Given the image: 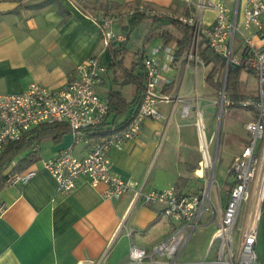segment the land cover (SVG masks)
I'll return each instance as SVG.
<instances>
[{
	"label": "crops",
	"instance_id": "1",
	"mask_svg": "<svg viewBox=\"0 0 264 264\" xmlns=\"http://www.w3.org/2000/svg\"><path fill=\"white\" fill-rule=\"evenodd\" d=\"M89 1L0 0V93H20L30 82L51 90L59 89L74 76L75 67L90 56H96L101 64L109 65L110 52L102 47L98 26L93 16L81 7V3L95 6ZM105 1H108V10L121 8L124 9L122 13L138 2L163 12L181 14L188 0ZM225 2L230 8L237 3L240 12L244 0H236L233 4ZM120 10L114 14L120 15ZM213 19L211 16L203 22L202 17V22L208 25ZM127 20L128 17H120L112 26L114 31L127 33L122 27ZM160 31L164 30L151 32ZM157 41L163 39L154 34L145 42L143 40L142 48L148 42ZM126 49L124 59L127 65L137 58L134 53L138 49L129 51L127 43ZM185 53L175 54L167 70L161 67L163 61L160 56L156 57V61L160 81L168 80L163 93L178 94L189 100L194 98L195 76L190 65L185 67ZM187 70L193 76L185 83ZM248 73L257 84L254 74ZM238 74L243 93L254 96L242 89L241 84L247 78L245 71L240 69ZM112 76L109 68L98 87L99 96L106 101L107 92L112 88L119 90L127 101L133 100L135 85L118 86L111 82ZM127 85H132L134 91L125 97L122 88ZM157 104L163 118L143 119L136 138L125 141L119 148L110 149L111 167L120 177L142 185L147 192L172 187L177 194L198 193L206 188L210 175L204 177L205 168L200 166L199 138L192 120L194 111L191 109L187 117H182L179 105ZM133 108L130 105L125 112L116 116L109 114L106 119L117 125L125 123L131 117ZM252 112L244 126L252 120ZM244 126L242 147L224 163L225 178L216 182L217 186L212 183L209 187L208 208L204 206L206 215L203 220L206 222H215L217 206L225 205V192L233 184L227 166L247 142L248 133ZM226 127L227 131L235 128L231 123ZM36 144V160L32 165L38 168L37 173L22 185L0 189V202L5 203V210L0 215V264H92L105 252L101 264H120L127 260V249L131 245L149 250L171 231L173 222L162 215L160 205L133 201L130 195L118 199L105 198L106 185L101 182L92 185L86 176H80L68 193L58 192L55 178L40 168L39 160L52 158L67 146L72 147L77 157L85 155L88 146L74 144L70 131H65L57 139L47 136ZM224 151L227 147H223ZM15 158L12 160H15L13 167L21 155ZM211 236L212 233L209 241Z\"/></svg>",
	"mask_w": 264,
	"mask_h": 264
},
{
	"label": "built area",
	"instance_id": "2",
	"mask_svg": "<svg viewBox=\"0 0 264 264\" xmlns=\"http://www.w3.org/2000/svg\"><path fill=\"white\" fill-rule=\"evenodd\" d=\"M210 5L214 10L211 24H203L202 12L199 10L175 17L180 24L190 27L185 67L199 61L197 49L200 39L204 38L210 49L223 59V82L228 67L239 66L254 74L258 87L255 98H246L239 103L241 108L251 109L254 116L244 126L248 133L246 144L228 166L233 184L225 192V205L217 206L215 210V230L206 252V257L212 253L211 260L204 258L199 262L185 263L177 261V258L200 223L204 206L209 200L212 178L207 180L206 188L198 193L177 194L172 187L147 192L142 189V185L120 177L112 169L108 154L110 149L119 148L125 141L136 138L143 119L163 118L157 103L171 102L173 106L179 104L182 117H187L191 109L196 111V129L203 165L204 168L210 167V159L205 152L202 115L196 107V93L193 105L178 94L171 96L162 91L168 80L160 81L156 57L162 58L163 69H169L175 59V43H153L149 54L145 53L142 58L146 80L136 111L125 124L109 125L105 133L96 138L90 133L102 125L107 112V103L98 93L107 67L96 56H90L78 64L74 76L59 89L51 90L30 82L20 93H0V155L8 144L22 139L33 128L42 124L64 122L73 137V143L87 145L88 151L77 157L72 147L67 146L52 158L39 160L40 168L55 178L58 192L68 193L75 187L80 176H86L92 185L100 182L106 185L105 198L118 199L130 195L133 201L158 204L162 215L173 222L167 236L149 250L131 245L127 249V260L120 264H264L256 258L254 250L257 217L264 206V0H244L240 12L237 3L233 8L223 0H215ZM136 13L155 16L153 9L143 4L129 7L120 15L98 13L93 16L103 48L108 49L126 41L127 34L115 32L112 26L120 17H130ZM236 35L241 39L240 45H236ZM222 87L218 94L220 112L224 100ZM225 102L229 105L228 101ZM31 149L37 150L38 144H34ZM14 164L11 163L2 172L3 187L22 185L38 171L35 165H31L23 171L12 173ZM249 204L253 205L250 220L234 237L233 231L240 210L242 206ZM4 210L5 203L1 201L0 215ZM105 256L106 252L92 264H101Z\"/></svg>",
	"mask_w": 264,
	"mask_h": 264
},
{
	"label": "rangeland",
	"instance_id": "3",
	"mask_svg": "<svg viewBox=\"0 0 264 264\" xmlns=\"http://www.w3.org/2000/svg\"><path fill=\"white\" fill-rule=\"evenodd\" d=\"M103 1V0H102ZM215 0H188L186 3V6L182 11L181 14L177 13L176 11H161L157 9H153V14L155 16H152L153 18H174L179 16H185L188 15L190 11L193 13L197 12L199 10L202 12L201 16L203 17V22L207 21L211 16L214 17V10H212V7L210 5V2H213ZM230 2L233 4L236 0H223ZM242 0H240L241 2ZM90 4H95V6L85 5L86 8L91 10V8H94L95 11L99 12H105L103 3L101 1L97 0H90ZM88 3V4H89ZM82 4V3H81ZM200 6V7H199ZM121 8L117 10L109 9L107 11L108 14L118 13V11ZM124 9L120 10L121 13ZM159 16V17H158ZM152 17H145L143 18L138 26H136L130 33L127 45L129 48V51L137 50L142 48L143 38H145L151 31H159V30H168L175 34V37L180 36V31L174 27V25L166 22L167 20L161 19V21H152ZM236 45H240L241 39L239 36L236 35L235 37ZM153 45V42H148L145 44V53L149 54V48ZM190 68H192V72L195 76V82L192 89V94L194 97V94L196 93V99L197 104L196 107L201 112L202 115V123L204 125V143H205V152L207 153V156L210 159V167L205 168L203 171L204 177H207L210 175L209 180L211 179L212 183H214V186L216 185V182L222 181L226 176V167H225V161L229 158L233 152L237 151L240 147H242L243 142V133L242 129L244 126V123L247 119H249L251 113V109L241 108V107H229L226 105V102L223 100L222 108L220 112V101H219V95L212 93V89L207 88V84L203 81V73H207L208 68L204 66L200 61L195 62V64H191ZM241 71H245V74H247L246 82H244L242 85V89H244L247 92H250L251 94H254L255 96L258 94V87L255 83V80L251 74L248 73V71L244 68H241ZM192 72L190 70L186 71L185 74V83L191 79ZM195 88V89H194ZM194 90H196L194 92ZM134 91V87L132 85H127L122 88V93L125 97H128L130 93ZM172 96V95H171ZM174 96V95H173ZM188 103L195 104V98L187 100ZM171 103V102H170ZM172 104V103H171ZM179 105V104H176ZM193 124L194 129L197 127L198 122V116L196 115V111L193 110ZM220 112V113H219ZM180 114V112H179ZM181 116V115H180ZM231 123L235 128L231 131H227L228 124ZM197 132V129H196ZM223 147H227V151H223ZM224 155H222V154ZM201 155V167H204L203 165V155ZM227 157V158H226ZM16 159V158H15ZM18 159V157H17ZM15 161V160H14ZM12 161V163L14 162ZM231 161V160H230ZM232 162V161H231ZM231 162L228 166H230ZM225 163V164H224ZM227 166V167H228ZM229 167L227 168L228 172ZM208 204V203H207ZM206 204V208H208ZM253 205H244L242 206L239 216L237 225L234 232V237L237 236V232H239V229H244L246 227V224L249 222V217L252 215ZM206 210L201 215V219L199 225L194 229L192 235L190 236L189 240L187 241V244H185L184 247H182V251L180 255L177 258V261L179 262H185V263H193V262H199L200 260L206 258V260H211L213 255L212 253L206 257V252L209 246V238L210 234L214 230V223L213 221L206 222L205 219ZM257 223H256V242L254 243V250L256 253V258H258L262 263H264V213L261 212L259 217H257ZM217 243H215L216 245ZM213 245L214 247H216Z\"/></svg>",
	"mask_w": 264,
	"mask_h": 264
},
{
	"label": "trees",
	"instance_id": "4",
	"mask_svg": "<svg viewBox=\"0 0 264 264\" xmlns=\"http://www.w3.org/2000/svg\"><path fill=\"white\" fill-rule=\"evenodd\" d=\"M103 3L104 11L100 13H107V5L108 1H101ZM140 3H134L132 7L139 5ZM144 5V4H143ZM146 6V5H144ZM83 10L89 12L92 16L97 15V11L94 8L89 10L85 7V4H81ZM131 7V6H128ZM148 7V6H146ZM150 8V7H148ZM153 9V8H150ZM145 17H152L150 15H146L143 13H136L130 17H128L127 23L125 26H122L126 30L127 38L128 34L140 23V21ZM165 19V18H164ZM160 18H153L152 21H159ZM168 23L174 25L179 31L180 36L174 37L172 33L165 30L157 33L150 32L146 38H144V42L148 40V38H152L154 34H157L159 38H162L164 43H169L174 41L175 43V52L174 54L180 55L182 52L186 51L189 44V36H190V27L184 24H180V21L174 18H167ZM126 41L109 47L108 50L110 52V62L107 67V70L110 68L112 70L113 76L110 79L112 83H115L118 86H123L126 84L133 83L136 88L135 97L131 101H127L121 94L119 90L110 89L107 93V112L105 115L104 121L102 125L98 126L96 129L91 132L92 137H98L105 133V129L109 125L120 126L122 124H115L114 121L108 122L107 117L109 114H113L116 116L117 114L123 113L127 110L128 106H133V110L131 111V115L136 111L137 104L140 101L142 90H144V84L146 80L144 68L142 65V58L145 55L144 47L138 49L134 54L137 55V58L132 59L126 65L125 63V55H126ZM198 59L200 63L208 68L206 75H204V82L207 84L208 88L212 89L215 94H219L222 84L224 91V101L229 102V107H240L239 103L241 100L246 98H255L256 96L246 95L243 93L241 88L239 87V79L238 73L242 67L239 66H229L227 72L225 74L224 82H223V68L224 62L223 59L216 54L210 47L208 46L206 40L204 38L200 39L198 45ZM136 69V71H134ZM249 71V70H247ZM251 72V71H250ZM65 131H69V128L66 124L63 123H51V124H42L31 131L28 132L27 135L18 141L12 142V144H8L4 152L0 155V189L3 188V177L2 172L6 166L9 165L10 162L16 157L20 156L16 165L12 168L13 172L23 171L29 166L32 165L33 161L36 160V152L37 150H32L31 148L39 142L42 138L50 136L54 139H57L61 134H64Z\"/></svg>",
	"mask_w": 264,
	"mask_h": 264
},
{
	"label": "water",
	"instance_id": "5",
	"mask_svg": "<svg viewBox=\"0 0 264 264\" xmlns=\"http://www.w3.org/2000/svg\"><path fill=\"white\" fill-rule=\"evenodd\" d=\"M219 113H220V112H219ZM262 205H264V204H262ZM261 212L264 213V206H262V208H261Z\"/></svg>",
	"mask_w": 264,
	"mask_h": 264
}]
</instances>
